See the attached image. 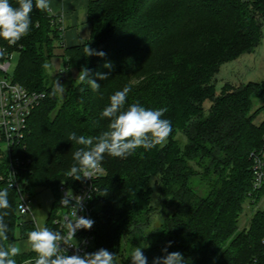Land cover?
<instances>
[{
  "label": "trees",
  "instance_id": "16d2710c",
  "mask_svg": "<svg viewBox=\"0 0 264 264\" xmlns=\"http://www.w3.org/2000/svg\"><path fill=\"white\" fill-rule=\"evenodd\" d=\"M11 4L18 7L17 0ZM30 15L13 78L46 96L29 115L23 140L9 155L0 150V175L12 165L26 190L54 192L47 228L58 186L80 183L66 175L80 147L69 134L95 137L108 130L110 120L100 119V113L127 86L131 91L122 110L133 103L166 108L162 119L171 121L173 131L151 150L139 148L126 158L105 154L91 203V252L105 248L116 254L117 264H131L132 252L142 247L152 264L171 241L168 252H181L186 264H264V210L238 230L251 189L250 154L264 147V118L255 122L264 116V79L225 82L218 92L215 87L221 64L253 51L264 38V0H89V38L71 46L62 44V29L49 11L34 8ZM86 43L105 55H83ZM54 55L63 58L70 77L60 103L43 66ZM109 62L112 67L106 68ZM85 66L99 91L72 76ZM96 73H108V79L99 80ZM150 177L157 179L161 209V220L151 229ZM4 188L11 207L5 217L8 240L0 245L7 246L28 239L35 229L27 220L18 226L16 192L0 181ZM34 254L30 249L14 259L21 264Z\"/></svg>",
  "mask_w": 264,
  "mask_h": 264
},
{
  "label": "clouds",
  "instance_id": "9594fccd",
  "mask_svg": "<svg viewBox=\"0 0 264 264\" xmlns=\"http://www.w3.org/2000/svg\"><path fill=\"white\" fill-rule=\"evenodd\" d=\"M18 7H13L9 0H0V38L14 45L22 37L30 32L32 24L31 13L35 9L41 11H51L50 0H17ZM85 56H100L105 53L90 47L86 43L84 50ZM3 55V52H0ZM48 67L47 63L43 65ZM111 68V63L104 65ZM91 69L82 67L76 80L81 84H88L93 91H99L100 84L91 78ZM99 80H107L108 73H96ZM57 87L64 91V87L57 83ZM83 92L84 88L81 87ZM130 88L125 86L110 97V105L105 107L100 113V119L108 118V130L102 132L99 136L77 135L70 133L68 140L79 145L73 152V165L66 173L68 177L74 180L81 178H93L96 172L101 170L102 161L105 154L116 158H126L132 155L135 150L143 148L151 150L157 145L163 143L172 133L171 121L162 119L166 108L157 110L146 109L139 103L131 104L127 110H122ZM12 188V184L9 185ZM9 189L0 190V240H8V224L5 217L9 215L6 211L11 207L9 199ZM75 205H72V201ZM82 196H74L69 190L61 199L63 207H71L75 220H67L65 227L68 229V236L62 235L59 231H52L49 228H39L28 233L26 247L37 254L34 264H117L116 254L105 248H100L94 252L83 255L77 251L73 255L67 254V245L69 238H75L77 230H88L93 227L94 221L91 218L78 216L77 211L83 210ZM23 210V209H22ZM172 244L167 243L162 251L165 255L153 259L152 264H186L183 254L179 251L168 252V247ZM77 247V246H70ZM142 247H137L132 252L131 264H147V257L143 254ZM21 254V248L15 244L7 246L0 245V264H17L14 259Z\"/></svg>",
  "mask_w": 264,
  "mask_h": 264
},
{
  "label": "built area",
  "instance_id": "2783aa9c",
  "mask_svg": "<svg viewBox=\"0 0 264 264\" xmlns=\"http://www.w3.org/2000/svg\"><path fill=\"white\" fill-rule=\"evenodd\" d=\"M12 1L13 0H9V3L11 4ZM49 13L54 16L55 22L59 23L63 31L61 16L54 14L52 11H49ZM20 40L17 41L16 44L11 45L8 41L0 38V52H3V55H0V149L6 155L10 154L11 148L15 144L23 140L29 115L46 96L44 92L30 90L13 78V71L15 68L13 58L16 54H19L22 47ZM250 157L252 159V181L247 206L255 212L258 209L264 210V147L252 151ZM102 175L103 168L101 167V170L96 172L92 179L81 178L78 185L60 184L58 186V200L56 208L53 211L52 223L50 227H48L50 230L59 231L62 235L68 236V229L65 227L66 221H74L75 216L72 214L73 209L71 207H63L61 205V199L69 190L74 196L84 197L83 210H78L77 215L93 220L91 203L98 189L96 182ZM0 181H4L8 187L12 184V189L16 192L15 211L18 216V226L23 225L24 221L27 220L31 222L36 230L38 226L35 218H24V216L30 212L29 205L33 197L29 190L25 189L24 184L21 188V181L18 179L16 170L12 165H10L6 174L0 175ZM71 203L75 205L74 200ZM94 237L93 225V227L88 230H77L75 238H69L67 240L68 246L61 245V247H67L68 255H73L77 251H79L81 255L85 252L91 253ZM16 241H27V239H19ZM262 244H264V238H262ZM29 250L30 247H27L21 250V252L26 253ZM262 255H264V250H262ZM36 258L37 254L35 253L25 259L21 264L34 262Z\"/></svg>",
  "mask_w": 264,
  "mask_h": 264
},
{
  "label": "rangeland",
  "instance_id": "374dc122",
  "mask_svg": "<svg viewBox=\"0 0 264 264\" xmlns=\"http://www.w3.org/2000/svg\"><path fill=\"white\" fill-rule=\"evenodd\" d=\"M52 2L51 5H54ZM207 26L211 25L206 24ZM61 51H55L56 54ZM19 54H16L13 58V64L16 66ZM48 67L46 68L49 74L50 83L52 86L51 93L56 98L58 103L63 99L64 91H61L57 87V83L62 85L64 89L69 85L70 77L64 72L63 68V58L59 55H54L50 58L48 62ZM63 70V71H62ZM72 76L77 77L75 71L71 72ZM264 79V38H262L261 43L250 52L242 53L237 58L221 64L219 72L215 76V87L216 92L220 90V87L225 82L238 85L240 83H246L248 81H260ZM208 101L204 103V106H208ZM260 105V101H254V108ZM264 116L262 113L256 117L255 122L258 123ZM177 138L181 136L176 135ZM1 150V149H0ZM148 184L151 188V204L153 208V213L150 220V229L155 227L161 220V209L157 201V179L155 177H150ZM33 199L36 200L35 203H30V212L27 213L24 218L29 219L34 217L36 224L39 228H45L47 219L51 213L52 204L56 199L54 192L51 189L33 188L29 190ZM56 208V207H55ZM54 208V209H55ZM54 211V210H53ZM53 213V212H52ZM254 212L245 205L239 216V226L238 230L246 228L253 216ZM27 241H16L15 245L19 246L21 250L26 247Z\"/></svg>",
  "mask_w": 264,
  "mask_h": 264
},
{
  "label": "crops",
  "instance_id": "0c3cea01",
  "mask_svg": "<svg viewBox=\"0 0 264 264\" xmlns=\"http://www.w3.org/2000/svg\"><path fill=\"white\" fill-rule=\"evenodd\" d=\"M89 0H50L51 11L61 16L62 44L76 45L89 38L90 26L86 21Z\"/></svg>",
  "mask_w": 264,
  "mask_h": 264
},
{
  "label": "water",
  "instance_id": "95a60500",
  "mask_svg": "<svg viewBox=\"0 0 264 264\" xmlns=\"http://www.w3.org/2000/svg\"><path fill=\"white\" fill-rule=\"evenodd\" d=\"M23 184H24V183L21 182V184H20L21 188H22ZM32 202L35 203V199H33Z\"/></svg>",
  "mask_w": 264,
  "mask_h": 264
}]
</instances>
